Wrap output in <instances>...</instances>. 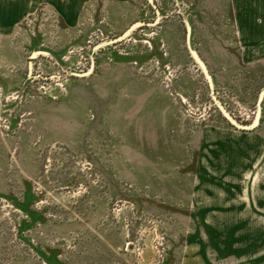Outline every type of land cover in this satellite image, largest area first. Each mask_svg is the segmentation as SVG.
<instances>
[{"label": "rangeland", "instance_id": "obj_1", "mask_svg": "<svg viewBox=\"0 0 264 264\" xmlns=\"http://www.w3.org/2000/svg\"><path fill=\"white\" fill-rule=\"evenodd\" d=\"M104 2L0 0V264L264 263V98L242 130L213 97L255 120L240 13Z\"/></svg>", "mask_w": 264, "mask_h": 264}, {"label": "crops", "instance_id": "obj_2", "mask_svg": "<svg viewBox=\"0 0 264 264\" xmlns=\"http://www.w3.org/2000/svg\"><path fill=\"white\" fill-rule=\"evenodd\" d=\"M131 0H105L104 5L108 7V17L115 18L122 17L125 21L124 24L129 23L130 16L126 12V6ZM115 8L110 12V8ZM261 9V20L259 21L257 13H254L253 3L249 0H231V12L233 16H236V13H240L236 17V26L238 27L240 33L242 34L244 40V48L246 49L242 61L243 63H251L257 67L264 65V43L257 44L254 48V41L264 39V0H261L259 6ZM237 9V10H236ZM245 10V12H244ZM237 11V12H236ZM76 16L72 14L64 13V19L69 23L73 24L76 21ZM193 257L189 255L187 257V263H195L192 260ZM264 264V263H262Z\"/></svg>", "mask_w": 264, "mask_h": 264}, {"label": "water", "instance_id": "obj_3", "mask_svg": "<svg viewBox=\"0 0 264 264\" xmlns=\"http://www.w3.org/2000/svg\"><path fill=\"white\" fill-rule=\"evenodd\" d=\"M151 2L153 3V0H151ZM154 5V3H153ZM145 24V22H135L133 25H131L122 35H120L117 38H114L112 40L109 41V43H113L116 41H120L123 40L124 38H126L136 27ZM188 31V41L190 39V34H191V26L188 25L187 28ZM191 53L194 56V58L196 59V61L199 63V65L201 66L208 82H209V86L211 88L212 93H214V81H213V77L209 72V69L206 65V63L203 61V59L200 57L199 53L191 48ZM215 103L217 105V107L220 109V111L222 112V114L228 119V121L233 124L235 127L242 129V130H251L254 129L260 121L261 118V114H262V108H261V102L264 98V91H262L259 100H258V111L255 117V120L250 123V124H242L240 123L228 110L227 108L223 105V103L213 94Z\"/></svg>", "mask_w": 264, "mask_h": 264}]
</instances>
